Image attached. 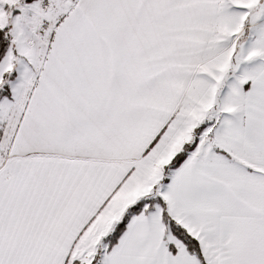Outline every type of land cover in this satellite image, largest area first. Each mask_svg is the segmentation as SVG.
I'll use <instances>...</instances> for the list:
<instances>
[{
	"label": "snow or ice",
	"instance_id": "1",
	"mask_svg": "<svg viewBox=\"0 0 264 264\" xmlns=\"http://www.w3.org/2000/svg\"><path fill=\"white\" fill-rule=\"evenodd\" d=\"M0 264H264V0H0Z\"/></svg>",
	"mask_w": 264,
	"mask_h": 264
}]
</instances>
